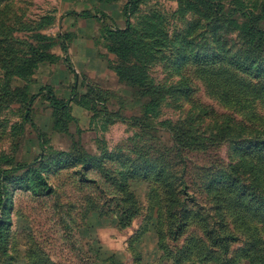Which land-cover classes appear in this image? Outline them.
I'll return each instance as SVG.
<instances>
[{
    "label": "rangeland",
    "instance_id": "obj_1",
    "mask_svg": "<svg viewBox=\"0 0 264 264\" xmlns=\"http://www.w3.org/2000/svg\"><path fill=\"white\" fill-rule=\"evenodd\" d=\"M76 1L78 8L68 9L70 1L65 0H0V167L26 164L6 180L9 190L0 207L5 232L0 264H216L204 255L197 258L185 252L192 239L222 261L252 264L238 255L244 236L240 239L243 229L237 215L219 208L210 187L215 175L231 168L239 146L253 140L245 139L247 134L254 136L264 129V120L220 99L208 87L202 65L194 60L178 59L170 75L173 51H155L166 48L165 35L151 38L153 42L142 51L145 56L148 50L156 52L157 57H147V74L163 98L159 92L146 93L120 79L111 68L119 58L109 50L103 34L105 26L114 22L110 16L97 19L95 15L103 8L111 16L118 15L128 0ZM246 1L253 5L258 0ZM230 2L225 0L227 11L235 6L230 7ZM181 8V0H137L131 20L142 30L154 17L165 33L182 35L177 37L190 44L185 52L194 56L193 46L207 47L205 30L195 31L197 17L208 19L200 13L182 14ZM75 11L78 27L84 30L78 32V73L70 53L75 34L49 31L62 24L63 14ZM50 20L54 23L46 27ZM126 26L125 21L122 28ZM145 32L151 30L146 27ZM46 48L57 59L33 66L36 54ZM26 66L31 69L23 70ZM175 72L182 82H173ZM187 81L194 89L189 100L175 91ZM50 89L71 105L54 107ZM74 89L78 97L92 98L93 109L74 102ZM199 106L207 107L210 116L204 118V108ZM256 109L264 117V105L258 103ZM224 113L232 115L229 128L220 123L226 120L215 115ZM225 130V137H216ZM145 160L166 170L163 175L174 182L181 204L194 209L211 228H226L239 236L226 241L227 253L206 240L197 222L189 224L178 240L163 235L162 246L154 218L160 210L167 229L163 191L155 176L135 181V174L122 171L126 166H148ZM35 169L51 190L39 182ZM182 174L186 185H180Z\"/></svg>",
    "mask_w": 264,
    "mask_h": 264
},
{
    "label": "trees",
    "instance_id": "obj_2",
    "mask_svg": "<svg viewBox=\"0 0 264 264\" xmlns=\"http://www.w3.org/2000/svg\"><path fill=\"white\" fill-rule=\"evenodd\" d=\"M231 1L227 4L230 7L234 4L235 6L227 11L225 0H181L182 8L180 10L185 12L182 14H187L188 11L196 15L200 13L207 16L208 19L203 20L200 16L197 17L198 23H196L195 31L205 30L207 47L199 50V48L193 46L194 56H191L185 52L190 44L185 45V40L177 37L180 35L179 33L175 35L165 33L154 17H151V22H145L144 28L139 30V25L132 23L131 20V13L134 7L137 6V0H128L123 7L125 21L128 26L125 28L105 26L103 31L109 50L116 54L120 61L111 68L116 71L120 79L143 88L146 93L159 92V98H163V96H160L162 90L157 91V85L153 80H149L147 74L149 66L146 61L148 56L149 58L157 57L155 51L163 53L166 50L168 52L173 51L174 59L169 66L170 75L173 76L178 59L185 62H193L194 60L195 63L202 65L201 73L206 74L208 87L217 93L220 99L238 106L240 110L252 113L251 115L255 118L264 120L262 115L257 114L256 109L258 103L264 105V0H258L253 5H248L246 0ZM53 23L54 21L50 20L45 25L49 27ZM146 27L151 30L150 34L145 32ZM224 30L228 33L223 36L222 32ZM234 32L237 35H233ZM47 33H49L48 30ZM164 35L167 36L163 44L166 48L156 47L154 52L148 50V56L142 53L153 42L151 38L158 36V39H162ZM51 36L49 40L55 41V38L53 39ZM195 38H198V33ZM240 38L241 40L243 38L241 46ZM170 45H172V48H169ZM236 46L238 47L236 48ZM48 48H46L47 52L36 54L33 66H38L40 62L51 63L57 59L53 58L52 53L48 52ZM64 50H68L67 45H64ZM201 51L204 52L201 53ZM66 61H68L71 68L68 58ZM26 67H22V69H31L30 66ZM181 80L182 78L176 74L173 82H182ZM170 86L171 84L167 87ZM74 90L76 91L74 102L93 109L90 104L92 98L84 97L83 94L78 97V89ZM175 91L184 95L188 100L193 97L194 93L192 83L189 81L185 82L184 85L178 84ZM49 96H51L50 101L54 107L66 108L71 105L66 100L58 99L52 89H50ZM156 102L159 103L160 100L157 99ZM199 107L204 108L201 113L204 118L210 116L207 107ZM215 115L222 121L226 120V123L220 122L221 125L225 124L228 128L230 127V124H228L232 119L230 113ZM227 134L228 130H225L222 135L216 137L223 138ZM253 135L247 134L245 139L251 137L253 140L248 142V146H239L240 151L238 148L239 153L237 157L235 156V162L231 165V168L223 170L224 175L222 171L215 175L210 188L215 191L214 197L219 208L234 212L240 221V227L243 229L240 239L244 236V244L240 247L239 258L247 259L252 264H264V129H258L257 133H253ZM230 144L233 146L234 142H230ZM237 147L238 145H236ZM91 159L98 158L95 156ZM145 162L148 166L146 164L135 167L126 166L125 170L122 171H130L135 174L132 178L135 181L149 180L155 176L157 185L163 191L165 196V218L163 220L166 221L167 229H163L162 220L159 218L162 214L160 210H157V218H154L155 227L158 226L159 232L162 233L160 234L162 235L160 240L162 246L165 245V236L163 235L168 234L172 240H178L189 224L197 222L202 226L206 240L213 245H218L224 253H227L229 245L226 244V241L238 240L239 236L230 230H226V228L219 231L211 228L194 209L179 202L180 199L177 196L179 192L174 190V182L171 181L168 174L167 177L163 175L166 170L152 165L150 160H145ZM25 166L26 164H18L9 168L0 167V207L5 204L9 190L6 183L7 178L12 172L19 171ZM35 173L39 182L44 186L49 185L48 190H51L52 187L42 172L35 169ZM124 176L127 177L128 174H124ZM179 179L180 185H182L185 182V175L182 174ZM126 184L128 183H122L123 186ZM199 219L203 221V224L201 221L199 222ZM2 226L3 223L0 224V240L5 236ZM203 247L204 245H200L196 239H192L188 243L185 252H189L190 255L194 253L196 257L204 255L205 260L213 261L216 264H237L236 261L227 258L222 261L219 258L220 256L209 254V251L206 252Z\"/></svg>",
    "mask_w": 264,
    "mask_h": 264
},
{
    "label": "crops",
    "instance_id": "obj_3",
    "mask_svg": "<svg viewBox=\"0 0 264 264\" xmlns=\"http://www.w3.org/2000/svg\"><path fill=\"white\" fill-rule=\"evenodd\" d=\"M65 1H70V3H68L66 6L68 9H76L78 8V2L76 0H65ZM124 6V5H123ZM99 10V9H98ZM73 11V10H71ZM107 10H105V8L101 9L96 15L95 18L99 19L102 18L103 16L104 18L108 16L111 17V19L114 22V26H111L112 28L115 27H119L122 28L123 25L125 24V17H124V13H123V7L120 9V14H116V15H110L109 12H106ZM94 17V16H93ZM79 18H81L79 16ZM60 21L62 22V24L59 23V25L57 26V28H50L49 31L52 33L54 32H68V33H72L73 35L75 34V40L74 42L72 41V46L70 47V53L72 54L71 56V60H72V64L74 65V68L76 70V73H78V32H82L84 31L83 29L78 27V11H75L73 13H65L62 15V17L59 18ZM73 19V20H72ZM71 22H74L75 25L71 24ZM59 27V28H58ZM55 29H59L55 30ZM86 32L88 33H94V31L87 29ZM92 46V45H91ZM92 56V55H91ZM50 64V63H49Z\"/></svg>",
    "mask_w": 264,
    "mask_h": 264
}]
</instances>
